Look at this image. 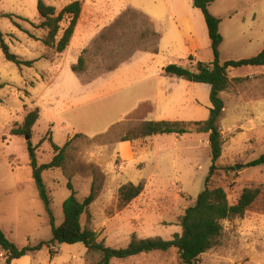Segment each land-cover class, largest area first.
<instances>
[{"label": "rangeland", "instance_id": "374dc122", "mask_svg": "<svg viewBox=\"0 0 264 264\" xmlns=\"http://www.w3.org/2000/svg\"><path fill=\"white\" fill-rule=\"evenodd\" d=\"M44 1L59 13L78 0ZM81 1L83 11L70 48L58 54L54 47L43 43L47 31L32 26L41 23L38 0H0V13L14 17L12 20L0 18V30L11 53L22 61L34 62L32 67H19L8 62L0 46V229L20 249L35 247L52 238L51 219L33 179L26 137L11 136V130L19 127L29 112L38 109L40 120L33 129L32 138L38 163H49L55 156L50 140L62 147L68 144L64 169L49 171L42 176L51 201L55 227H60L64 221L63 203L70 196L68 182L73 184L81 201L89 195L94 183L99 190L98 195L89 208V215L83 217L82 225L96 233L99 243L121 249L127 247L133 237L172 240L174 235L182 232L180 219L185 209L206 187L212 166L207 136L190 134L182 138L178 160L162 166L161 172L149 182H138L134 175L136 170L123 166L115 151V145L135 127L134 124L130 119L115 124L116 118L103 113V108L93 112V107L98 105L86 101L90 94H80L77 81L79 77L85 85L104 75L108 66L123 64L135 53L157 47L158 40L152 35L153 26L149 19L128 8L133 3L136 6L141 2L154 5L160 0ZM179 1L194 8L191 0ZM210 6V12L226 13L228 6L235 8L234 17L222 16L225 17L226 43L221 50V65L228 61L251 59L262 53L264 0H217ZM127 10L131 12L127 13ZM195 10L197 16L204 20L203 13ZM125 13L126 17L117 22ZM66 26L63 24V28ZM200 36L205 50L198 58H205L208 54L213 57L207 44L208 32L206 37ZM164 44H173L175 50L161 58L184 61L186 46L177 34L173 32L172 38L165 37ZM85 47L89 50L86 70L77 77L71 65L78 63L81 49ZM61 61L62 64L56 65ZM57 68L62 69L59 81L53 80ZM229 71L247 76L259 74L250 85L246 82L240 87L251 86L256 98L264 97V68H230ZM238 123L239 118L233 116L222 122L223 129L220 124L222 134L229 128L235 127V130H228L226 136L223 135L224 150L217 162L219 169L210 180L209 187L223 188L231 205L238 201L247 187H259L262 193L243 218L224 223L222 238L215 248L201 256L202 264H264V165L247 167L264 154V131L242 137ZM109 124L112 127L107 130ZM66 134H70L69 138H64ZM233 140L236 143L232 145ZM236 167V170H225ZM130 181L135 185L143 183L144 190L128 206L120 208L119 188ZM179 184L182 187H178ZM52 250V254L46 248L29 254L32 261L25 264H100L101 261L99 254L89 253L82 244L55 245ZM7 258L0 248V264H7ZM12 264L17 263L13 261ZM110 264L180 263L178 252L173 249L166 253L154 252L127 260H112Z\"/></svg>", "mask_w": 264, "mask_h": 264}, {"label": "trees", "instance_id": "16d2710c", "mask_svg": "<svg viewBox=\"0 0 264 264\" xmlns=\"http://www.w3.org/2000/svg\"><path fill=\"white\" fill-rule=\"evenodd\" d=\"M192 2L193 6L200 10L205 18L214 60L211 63L199 62L196 67L171 64L164 68L163 74L166 77L181 78L190 83L209 85L211 87L209 119L205 122L196 123L178 121L142 122L130 129L127 135L119 141H136L152 136L164 135L184 137L192 133L208 135L212 166L204 191L185 210L180 219L181 234L174 235L172 240H164L159 237L148 239L133 237L128 246L121 249H113L106 247L104 243H99L96 233L82 225L83 217L89 215V208L98 195L99 190L96 189L94 183L89 195L81 201L73 184L68 182L67 189L70 191V196L63 203L64 221L60 227H55V218L50 207L51 201L42 176L49 171L64 169L66 161L65 151L68 144L60 147L53 140H50V146L55 156L49 163L42 165L38 163L36 147L32 145L33 129L40 120V112L38 109H35L26 115L19 127L11 130V136L28 138L30 167L33 171V179L38 187L40 198L51 219L52 238L50 241L41 242L35 247L28 246L20 249L0 229V248L7 254V264H12L15 260H20L29 254L40 252L45 248L52 254V247L55 245L77 244L84 245L89 253L99 254L101 256L100 264H110L112 260H127L154 252L166 253L173 249L178 252L180 264H202L200 262L201 256L215 248L222 238L224 223L236 218H243L247 211L257 202L262 193L259 187L245 188L238 201L234 205H231L226 191L221 187L211 189L209 182L219 169L217 162L221 159L223 153L224 138L220 124L223 119L225 104L221 94L232 84V81L228 77V70L230 68L264 67V50L254 58L241 61H228L221 65L220 55L224 41L220 32L222 21L213 16L209 11L212 0H192ZM37 10L41 23L39 25L32 24V26L47 31V37L43 40V43L47 47H54L58 54L65 53L70 46L82 14L83 2L81 0L72 2L57 13L55 7L46 4L44 0H38ZM126 12L130 13L131 10H127ZM1 17L10 20L14 18L12 15L0 13ZM124 17H126V13L120 16L117 22H120ZM20 20L31 23L27 19ZM63 24H67V26L63 28ZM14 25L19 29L21 28L16 22H14ZM152 35L157 38L159 43L160 35L154 30L152 31ZM102 38L104 39V35H101ZM0 46L8 62L19 67L33 66L34 62L22 61L18 56L11 53L1 30ZM151 51L154 54H158V45ZM88 53V49L82 52L78 63L72 66L73 73L81 75L86 70V55ZM120 64L108 66L104 73L114 71ZM261 165H264V154L259 159L249 163L247 167H258ZM228 169L236 170V168H226L225 170ZM144 187L143 183L138 185L128 183L121 186L118 191L119 207L124 208L137 199L142 194Z\"/></svg>", "mask_w": 264, "mask_h": 264}, {"label": "crops", "instance_id": "0c3cea01", "mask_svg": "<svg viewBox=\"0 0 264 264\" xmlns=\"http://www.w3.org/2000/svg\"><path fill=\"white\" fill-rule=\"evenodd\" d=\"M216 1L213 0L212 3ZM192 7H194L193 2ZM229 7L226 13L225 11L210 12L222 21L220 26V32L224 38L222 47L226 43V36L223 30L225 17L222 16H227L228 18L229 16H235V8L230 9ZM210 8L211 6H209ZM128 9L139 11L149 19L153 30L160 35L158 43L159 53L154 54L151 50L139 51L129 61L121 64L114 71L105 73L85 85L81 83L78 75L74 73L78 77L80 94L85 92L90 94L86 101L90 100L89 102L92 101L93 104L98 105V107L93 105L95 107H93L92 111L95 112L103 108V113L114 116L110 118H116L115 124L129 119L134 126L142 122L179 121L196 123L207 121L211 108V87L204 84L190 83L181 78L166 77L163 74L164 68L171 64L196 67L199 62H213L214 58L211 54H208L205 58H198L199 54L205 50L200 36L201 34L204 38L206 37V31L208 32L206 22L204 24L205 18L202 20L201 16H197L196 8H191V4L187 2L181 3L179 0H160L159 4L155 1L154 5H146L141 2L136 6L133 3L129 5ZM173 32L179 36L181 42L186 46L185 59L181 62H173L170 59L161 58L163 55H169L175 50L173 44H164L165 37L172 38ZM91 41L92 38L86 47ZM207 44L211 48L209 34ZM86 47L81 49V54ZM60 64H62V61L56 65ZM73 65H71V70ZM61 72L62 69L57 68L53 80L59 81L62 76ZM258 75H239V73L228 70V77L232 84L221 94L225 104L221 127L222 122H225L227 118L237 116L239 118L237 128H239L242 137L248 133L254 134L259 130L264 131V97L256 98L254 93L251 92V86L240 87V84L246 82L250 85ZM262 75H264V72ZM236 80L241 81L237 82ZM196 85L198 87L203 85L207 88H197ZM99 106L101 107L99 108ZM110 127L112 125L109 124L107 130ZM233 129L235 130V127L227 129L223 132V135L226 136L225 133ZM192 134L195 135L196 133ZM69 135L66 134L64 138H69ZM206 136V144L209 145L208 135ZM184 137L164 135L137 140V144L135 141L119 142L115 145V151L123 166L127 169L136 170L134 175L138 182L145 181L147 183L154 175L161 172L162 166L173 164L178 160H176L177 154L180 152L181 139ZM230 138L232 139L233 137L230 136ZM234 143H236V140H233L232 145ZM57 145L62 147L61 144ZM129 183L134 184L132 181ZM178 187L182 186L179 184ZM31 261V256H26L14 262L25 264Z\"/></svg>", "mask_w": 264, "mask_h": 264}, {"label": "water", "instance_id": "95a60500", "mask_svg": "<svg viewBox=\"0 0 264 264\" xmlns=\"http://www.w3.org/2000/svg\"><path fill=\"white\" fill-rule=\"evenodd\" d=\"M26 140H28V138H26ZM236 169H238V167H236Z\"/></svg>", "mask_w": 264, "mask_h": 264}]
</instances>
